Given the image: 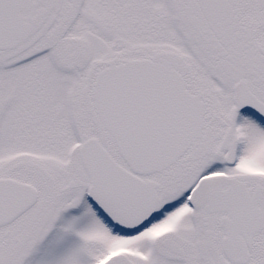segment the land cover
<instances>
[{
  "label": "snow or ice",
  "instance_id": "6c2138e0",
  "mask_svg": "<svg viewBox=\"0 0 264 264\" xmlns=\"http://www.w3.org/2000/svg\"><path fill=\"white\" fill-rule=\"evenodd\" d=\"M0 264H264V0H0Z\"/></svg>",
  "mask_w": 264,
  "mask_h": 264
}]
</instances>
